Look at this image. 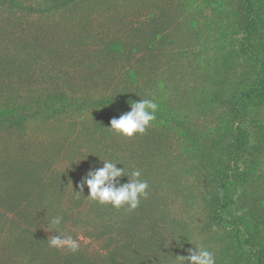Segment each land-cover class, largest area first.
<instances>
[{"label": "rangeland", "instance_id": "rangeland-1", "mask_svg": "<svg viewBox=\"0 0 264 264\" xmlns=\"http://www.w3.org/2000/svg\"><path fill=\"white\" fill-rule=\"evenodd\" d=\"M253 2L248 11L243 0H0V264H180L196 244L226 264L223 227L236 221L264 249V157L252 178L229 184L222 218L209 223L199 147L174 121L120 135L110 120L129 109L96 104L146 92L208 146L226 109L195 113L193 101L246 81L229 51L246 13L264 40V0ZM246 106L233 127L263 139L264 102ZM99 159L141 171L149 195L139 207L74 193ZM53 235L79 246L50 247Z\"/></svg>", "mask_w": 264, "mask_h": 264}, {"label": "trees", "instance_id": "trees-1", "mask_svg": "<svg viewBox=\"0 0 264 264\" xmlns=\"http://www.w3.org/2000/svg\"><path fill=\"white\" fill-rule=\"evenodd\" d=\"M243 3L244 7L251 11L255 2L253 0H243ZM246 15L247 18H244V23L241 26V29L243 28L242 36L233 38L234 42L229 51L236 68L242 69L243 65L246 64L248 69V74L244 76L246 81L240 85L236 80L237 83L232 85V90L227 96L220 92L193 101L196 102L195 105L198 107L195 113L197 111L202 112L205 109H213V105L216 107L222 106L226 109L223 117L213 129L215 138L209 139L208 146L204 148H201V145L198 146L199 143L192 138L196 133H190L191 129L186 131L188 126H186L180 115L172 108L166 107L161 100L156 102L158 104L156 118L151 123L160 125L161 122L164 126L174 121V124L179 127L180 136L184 138L185 142L194 147H199L196 149H199L202 159H204V162L201 159L199 161V170L202 171L204 192L205 196H208L206 200L207 208L210 212V215L205 219L206 221L208 219L209 223L222 218L224 203L228 200L226 190L229 184L233 180L244 181L252 178L258 165V157H264V138H258L253 142V139L247 135L246 128L240 130L232 125L236 119L241 118V112L246 105L247 108L251 103L255 105V103L264 102V40L260 37L262 30L255 15L253 16L251 13H246ZM239 19L243 20L242 14L239 15ZM143 51L141 52L143 53ZM140 99L152 100L150 94L138 90L134 93L120 94L119 96L111 94L100 97L96 104L98 109L114 106L130 110L128 102ZM228 115L230 119H227ZM120 215L123 218L128 216L126 212H121ZM238 223L236 221L233 222V225L223 227L227 237L225 248H232V255L227 263L264 264V249L258 242L255 244L252 235ZM245 235L246 237L242 239L241 237ZM249 238H252L253 241ZM254 244L261 250H253ZM247 246L250 247L249 250H246Z\"/></svg>", "mask_w": 264, "mask_h": 264}, {"label": "clouds", "instance_id": "clouds-1", "mask_svg": "<svg viewBox=\"0 0 264 264\" xmlns=\"http://www.w3.org/2000/svg\"><path fill=\"white\" fill-rule=\"evenodd\" d=\"M130 110L119 115L118 118L110 120L109 128L125 137L134 134H143L155 120L158 104L150 99H140L128 102ZM102 166H90L80 182L77 184L76 194H82L86 187L87 198L99 204H110L114 208L127 206L128 211L139 207L141 198L146 199L149 195V184L141 179V171L133 169L126 172L124 167H117L119 161L99 159ZM127 176L126 182L122 178ZM62 217L55 216L51 224L55 226L61 223ZM67 245L70 250L75 251L78 243L70 237L62 239L59 235H53L49 241L50 247ZM188 255H177L180 264H216V258L212 251L203 244H196L187 250Z\"/></svg>", "mask_w": 264, "mask_h": 264}]
</instances>
